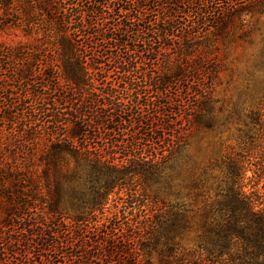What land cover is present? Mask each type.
I'll use <instances>...</instances> for the list:
<instances>
[{
	"label": "trees",
	"instance_id": "obj_1",
	"mask_svg": "<svg viewBox=\"0 0 264 264\" xmlns=\"http://www.w3.org/2000/svg\"><path fill=\"white\" fill-rule=\"evenodd\" d=\"M10 1L0 0V7L8 9ZM256 1L65 0L69 4V16L72 19L68 22L59 19L57 24L52 25L47 17L52 11V0H27L29 5L37 6L47 19L48 23L44 20V30L52 41L51 47L60 65V75L70 90L75 92L74 95L81 97L84 91H89L88 83L95 77L106 79L116 74L128 83L121 87V90L127 91V95L130 94L125 105H115L110 96L111 88L106 89L104 99L95 102V106L101 103L99 107H112L118 113L127 110L122 107L150 106L149 103L140 104L138 95L144 88L132 84L134 80L144 81L145 85L147 82L149 89L158 94V91H170L172 81L185 80L184 74L190 75L192 79L197 74L207 78V81L213 79L214 71L203 66L206 62L202 56L197 59L196 50L188 45L189 41L195 38L197 40L193 45L201 47L202 42L198 39L203 38L205 41L210 32L217 31L247 12V9L255 7ZM189 14H193L194 18L191 19ZM33 24L39 26L36 22ZM80 38L85 40L84 43H79ZM171 47L175 49V61L172 59L168 63L167 60L168 64H165L161 58L158 77H151L148 69L159 61L158 51ZM18 51L10 53L16 55ZM189 63H193V66H189ZM208 86L211 87V83ZM184 87L188 92V85ZM191 90L194 100L188 105L190 111L186 119L189 124L199 127L205 122V112L211 110V101L209 96L206 97L204 85L192 84ZM168 95L175 97V93L168 92ZM168 95L164 98H169ZM173 100L165 101L161 98L154 102L157 106L155 112L145 115L138 113L131 123L139 127L138 133L143 135L147 128L152 130L155 121L157 125L154 129L161 132L158 140L166 146L165 150L159 151L152 146L147 150L138 148L135 143L143 139L135 133L128 145L132 154H128L121 163L109 162L104 156L90 154L85 144L72 141L87 136L82 129L84 124L79 114L89 109L88 105H93L95 100L90 104L87 101L86 106L83 102L82 106H75L71 110L66 140L49 146L48 160L45 161L59 172L66 165L65 157L71 156L77 163L80 161L77 152L85 151L83 155H88L86 167L91 171L89 174L96 176L92 183L94 191L82 205L73 204V201L66 204L65 196L73 199L74 194L68 193L65 179L55 177L50 186L53 195L49 200V193L46 195L41 201L40 214L36 218H29L23 234L17 236L8 232L13 226L10 220L22 221L20 211L16 213L17 208L26 211L32 205L18 201L14 208L12 202L9 205L11 219L0 223V248L4 251L0 255V264H264V204H257L260 207L256 209L253 198L243 191L241 174L237 171L242 163L236 160L227 164L224 190H218L219 186L216 188L218 192L212 207L213 220H208L209 213L205 209L194 231V246L181 244V235L191 231L184 217L188 211L183 204H179L180 201L171 203L159 196L163 192L162 184L165 180L168 181L165 188L171 189L172 181L179 180L176 177L186 172L183 170L184 165L177 163L182 146L176 141L181 136V129L178 128L171 137L165 138L163 134L166 128H171L172 123H175L174 119L168 120L166 115L171 113V106L177 107L175 109L179 111L180 108L188 107L184 108L178 100ZM193 102L195 104H191ZM110 117L100 116L97 123L108 125L114 120ZM256 117L254 119L259 121V114ZM72 147L76 153L71 152ZM174 164L179 165L176 177L168 174L174 170ZM76 174L75 171L71 177ZM43 175L48 179L49 170ZM67 175L69 177V172ZM179 183L178 191L188 190L185 182L180 180ZM117 191L124 192V198H118L121 206L130 212L136 209L142 214V221L135 223L136 226L132 224L130 228L122 229L118 234L110 232L108 235L99 230H92L91 234L88 231L93 217L102 211L108 196ZM114 207L116 209L117 206ZM59 218L69 223L63 225V221H57ZM137 232L141 233L136 236ZM87 234L89 236L86 237ZM35 249H38L36 258L29 256ZM6 252L13 256L10 262L4 257ZM51 252L58 254L55 262H50L46 259L48 256L43 255Z\"/></svg>",
	"mask_w": 264,
	"mask_h": 264
},
{
	"label": "rangeland",
	"instance_id": "obj_2",
	"mask_svg": "<svg viewBox=\"0 0 264 264\" xmlns=\"http://www.w3.org/2000/svg\"><path fill=\"white\" fill-rule=\"evenodd\" d=\"M255 3V7L247 9V12H243L234 21L210 32L205 41L203 38L198 39L202 42L201 47L193 45L197 39L189 41L188 45L196 50L197 59L202 56L206 62L202 65L214 71V75L211 73L213 79L207 81V78L198 74L192 79L190 75L184 74L185 80L172 81L170 91H158V94L149 89L147 82L145 85L144 81L134 80L132 84L144 88L138 95L140 104L149 103L150 106L122 107L127 109L122 113L115 112L112 107H99L101 103L98 106L95 104L96 100L104 99L106 89L111 88L110 96L115 105H125L130 94L127 95V91L121 90V87H125L127 82L119 79L116 74L109 75L106 79L95 77L88 83L89 91H84L85 94L81 97L74 95L75 92L70 90L60 75V65L51 47L52 41L44 30V20L48 22L43 12L37 6L29 5L27 0H12L5 10L0 7V223L11 219L9 205L12 202L15 204L14 208L18 201L30 203L33 207L32 211L31 207L26 211L17 208L16 213L20 211L23 220H10L13 226L8 232H13L16 236L23 234L27 220L40 214L41 201L48 193V200L53 195L50 186L55 177L65 179L68 193L74 194L73 199L65 196L66 204L73 201V204L82 205L94 191L92 183L96 176L89 174L91 171L86 167L88 155H83L85 151L77 152V159L80 160L77 163L71 156L65 157L66 165L59 172L45 161L48 160L49 146L66 140L71 110L75 106H82L81 102L86 106L87 101L95 100L93 105L90 104L91 101L87 102L90 104L89 109L79 114L84 124L82 129L87 136L72 141L75 144H85L90 154L104 156L109 162L121 163L128 154H132L128 145L135 133L143 139L135 143L138 148L147 150L152 146L159 151L165 150L166 146L158 140L161 132L154 129L157 125L155 121L152 130L144 127L146 130L141 135L138 133L139 127L131 125L132 120L138 113L145 115L155 112V103L161 98L165 101L171 98L178 100L179 105L186 108L194 100L193 90L189 91L192 84L204 85L206 97H210L211 110L205 112L204 124L198 127L188 123L186 116L190 106L187 109L180 108V111L171 106V113L166 115L168 120L174 119L175 123L163 131L166 138L171 137L178 128L181 129V136L176 142L180 143L182 149L178 157L176 155L174 158L177 157L178 164L184 165L183 170L186 172L176 177L179 165L174 164V170L168 174L179 180L172 181L171 189L165 188L168 183L165 180L162 184L163 192L159 195L171 203L180 201L179 204H183L188 211L184 217L191 231L181 235V244L186 247L194 246V231L202 220L205 209L209 213L208 220H213L212 207L214 208L218 192L216 188L219 186L218 190H224L226 168L231 160L242 163L237 170L241 174L240 184L243 191L253 198L256 209L260 207L257 204H264V0ZM51 4L52 11L47 17L52 25L57 24L59 19L61 22L72 19L69 16L68 2L52 0ZM189 17L193 19L194 15L189 14ZM84 41L80 38L79 43ZM15 50H19L20 54L10 53ZM174 52L172 47L158 51L159 61L148 69L151 77H158L162 61L165 64L171 63L172 59L175 61ZM188 65L193 66V63ZM210 83L211 87L208 86ZM185 85H188V92L185 91ZM168 92L175 93V97L168 95ZM165 94L169 98H164ZM257 114L260 116L259 121L254 119ZM103 115L111 116L114 120L101 126L97 121ZM71 152L76 153L74 147ZM48 170L50 176L46 179L43 174ZM75 171L77 174L71 177ZM180 180L186 183L188 190H177ZM118 198H124V192L117 191L108 196L102 211L95 214L93 222L89 224L88 232L99 230L108 235L110 232L118 234L122 229L130 228L132 224L136 226L135 223L142 221L141 213L136 209L130 212L125 206H121ZM114 206H117V211ZM115 212H118L117 215ZM57 221H63V225L69 223L64 218ZM140 233L137 232L136 236ZM3 252L0 248V255ZM37 252L38 249H35L29 256L36 258ZM45 254L50 262L57 260L56 252L43 253ZM4 257L10 262L13 256L6 252Z\"/></svg>",
	"mask_w": 264,
	"mask_h": 264
}]
</instances>
